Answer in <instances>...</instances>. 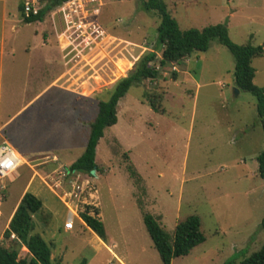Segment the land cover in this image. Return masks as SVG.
<instances>
[{"label": "rangeland", "instance_id": "rangeland-1", "mask_svg": "<svg viewBox=\"0 0 264 264\" xmlns=\"http://www.w3.org/2000/svg\"><path fill=\"white\" fill-rule=\"evenodd\" d=\"M144 1L101 0L99 20L109 37L87 58L94 64L97 95L80 99L58 86L50 87L33 108L2 130L0 145L11 130H17L18 143L31 139L48 144L59 149L56 154L62 165L72 167L86 151L99 103L109 101L116 84L153 51L160 18L144 9ZM164 2L182 31L227 24L234 44L264 45V0ZM23 3L0 2L1 124L63 70L57 37L62 17L45 16L28 23ZM43 59L59 63L58 70L50 66L41 72L37 63ZM113 62L119 72L105 83L111 68L116 70ZM31 64L41 73L34 84L26 77ZM153 65L160 78L133 86L120 101L118 123L105 130L97 148L96 175L83 173L80 182L86 191L81 210L100 211L99 219L116 245L113 252L125 264H163L146 229L144 211L171 236L180 222L200 217L206 242L172 264H240L264 245V180L258 162L264 131L257 100L248 92L237 95L235 59L218 40L190 62L163 65L158 53ZM252 65L257 71L255 86L264 88V57L253 59ZM86 68L81 66L84 73ZM152 91L163 95L164 113L150 107L147 95ZM31 165L36 162L23 165L0 184V244L10 248L17 247L15 239L3 240V233L33 177ZM55 182L54 176L45 180L35 176L28 189L43 203L34 218L35 233L52 246L53 264H121L106 248L96 252L92 230L78 218L74 231L62 229L68 209L56 194L62 189ZM69 182L62 187L69 188ZM19 252L21 259L30 258L25 247H19Z\"/></svg>", "mask_w": 264, "mask_h": 264}, {"label": "trees", "instance_id": "trees-1", "mask_svg": "<svg viewBox=\"0 0 264 264\" xmlns=\"http://www.w3.org/2000/svg\"><path fill=\"white\" fill-rule=\"evenodd\" d=\"M65 0H55L37 17L27 18V22L42 20L46 12L60 5ZM147 12L157 13L160 24L157 29L158 36L153 51L144 54L137 62L130 74L119 81L114 87L110 99L99 103V114L91 125V137L85 153L72 166L73 170L91 175L93 170L98 171L97 147L104 137L105 130L118 123V106L129 90L135 85H141L147 80L156 81L160 78L159 70L153 65L162 55V64H181L187 59L198 57L211 48L213 41L218 40L227 47L235 59V84L240 91L251 93L257 100L258 118L264 131V88L255 86L256 69L252 61L264 57V45H237L229 37L227 24L209 26L202 30L190 29L182 31L177 20L171 15L164 0H147L143 2ZM177 75L174 74L176 79ZM150 107L164 113L162 103L163 95L152 91L147 95ZM259 176L264 180V150L258 157ZM135 177V173H133ZM43 209L42 201L31 193H26L20 206L14 214L8 229L3 234V240H9L13 235L17 247L10 248L4 243L0 244V264H53L52 246L44 238L35 233V215ZM96 214H99L95 210ZM146 229L153 241L154 247L160 255L163 264H172L173 260L188 256L197 246L206 242L202 232L201 219L197 215L190 216L180 222L171 236L160 224L159 220L144 211ZM86 225L103 241L107 240L104 224L98 217L91 216L89 212L82 214ZM264 229V217L262 222ZM19 247H25L30 258L21 259ZM240 264H264V245L260 251Z\"/></svg>", "mask_w": 264, "mask_h": 264}, {"label": "built area", "instance_id": "built-area-1", "mask_svg": "<svg viewBox=\"0 0 264 264\" xmlns=\"http://www.w3.org/2000/svg\"><path fill=\"white\" fill-rule=\"evenodd\" d=\"M8 0H0L7 2ZM55 0H24L23 14L26 18L37 17ZM101 0H65L60 5L51 8L46 12V17L58 16L62 20L60 41L65 52L67 63L74 67L93 55L109 35L100 23ZM23 165L22 157L18 151L8 142L0 145V184L14 175ZM83 173L73 170L72 167L61 168L54 177L55 187L62 189L61 194H56L68 209L67 220L64 224L66 231H72L75 226V219H82L81 205L85 204L83 196L86 191L83 182ZM69 180L70 187L64 189L63 182ZM4 188V187H2ZM54 189V188H53ZM93 190V189H92ZM93 198V194H90ZM91 216H95L91 214ZM83 220V219H82ZM12 238H16L14 235Z\"/></svg>", "mask_w": 264, "mask_h": 264}, {"label": "crops", "instance_id": "crops-1", "mask_svg": "<svg viewBox=\"0 0 264 264\" xmlns=\"http://www.w3.org/2000/svg\"><path fill=\"white\" fill-rule=\"evenodd\" d=\"M57 37H58V45H59V48H60V53L62 55V58L61 59L63 60V63H64L63 64V67H62L63 70L61 69L59 72H56L57 74L50 81L49 85L47 87H45L43 90H39L38 92H36L32 96V98L26 104H24L23 106H21V108L18 111L14 112V113H10L9 116H8V118H7V120L4 122V124H1L2 122H1V111H0V135H1V132H2V130L4 128H9V126H11V124L13 122H15L20 116L24 115L31 108H33V106H35V104L38 103V101H39L38 99L50 87H53V86L54 87H57L58 86L60 89L66 91V92H69L71 94H74V95L79 96L80 99H91V98H93L94 96L97 95V93H96L97 92V89L94 88L95 87V84H96L95 83L96 82L95 79L97 78L96 75L93 72L94 71V68H93V65L94 64L89 63V61H87L88 59L85 60V61H87L86 63H80L76 67H74L72 64L67 63L68 60L65 59V52L63 50V46H62L61 41H60V34L57 35ZM44 45L47 46L46 45V42H45ZM46 53L48 55V54H50V51H47ZM52 61H53V59H52ZM50 62L51 61L48 60V59H43L42 60V63H37V65H40V67L43 68L41 70V72H43L44 70L48 69V67H50V66L56 67V69H57V67L59 68V63H50ZM185 62L186 63L187 62H190V59L185 60ZM112 64L114 65L113 67H115L116 70L114 71V69L111 68L112 71H111V73H109L107 75V77L105 79V83H108L109 81L113 80L114 75H116L117 72H119L118 71L119 68L117 69V67H116L117 66V63L116 62H113ZM83 65L87 67L86 70L89 67L88 70L90 72H92V73L88 75L87 74V71L88 70L84 73L85 70L81 69V66H83ZM36 68H38V66L32 65V64L27 66L26 77L30 79V81H29L30 84L31 83L34 84L35 81H36V79L39 78V75H41V73L38 72L39 70L37 71ZM76 70H78V73H76ZM95 71H97V70L95 69ZM120 77H121V75H120ZM189 81H191L193 83V80L189 79ZM25 92L27 93L28 91L25 90ZM37 118L41 119L40 116H37ZM35 120L38 123V120L36 118H35ZM33 123L36 125L35 121H33ZM16 131L17 130H15V131H12L11 130L10 136L8 138L2 140V143L3 142H8L11 145H13V147L21 155L22 160L25 161L24 165H30V163H35V162H36V165H33V166L31 165V170L34 171L33 177L31 178L29 184L26 186V188H25V190H24V192H23L20 200L16 204V207L13 210V212H12V214H11L9 220H8L7 229L9 227V224H10V222H11L14 214L16 213L18 207L20 206L23 197L25 196L26 193H29L28 192V189H29L30 183H31L32 179L35 176L40 177L41 180H45L46 178H49V176L50 177L51 176H54L55 177L56 176V173L61 168H63V167H70V166L62 165L60 163V159L57 156L58 154H56V153L59 152V149L56 150V149L52 148L50 145L44 144V143H41V142H40V144H36L37 140L33 142V140H31V139H28V142H26L24 144L23 143L22 144L21 143H18L17 140H14V135L17 134ZM38 133L39 132L34 133V135L36 136ZM60 151H64V149H62ZM96 161H97V159H96ZM97 163H98V161H97ZM38 168L40 170H37ZM99 209H100V206H99ZM98 213L99 214H96V212H95V217H98L99 218L100 217V211H98ZM66 220H65V222H66ZM79 221L81 222V224L83 226L88 227L86 225V223L82 219H80ZM65 222H64V224H65ZM75 228H76V226H74V229L72 231H74ZM62 229H64V231H66L65 228H64V225H63ZM66 232H71V231H66ZM93 234H94L93 235V241L96 244V247H95L96 250H97L96 252L100 251L101 249L106 248L109 252H111V254H113L112 256L115 259H117L119 261V263L125 264V262L123 261V259H121L116 253L113 252V249H114V247H116V245L111 242V240L109 239L108 236H107V240L106 241H103L94 232H93ZM106 235H107V233H106Z\"/></svg>", "mask_w": 264, "mask_h": 264}, {"label": "water", "instance_id": "water-1", "mask_svg": "<svg viewBox=\"0 0 264 264\" xmlns=\"http://www.w3.org/2000/svg\"><path fill=\"white\" fill-rule=\"evenodd\" d=\"M236 93H237V95L240 93V90L239 89H236ZM96 170H93L92 172H91V175L92 176H94V175H96Z\"/></svg>", "mask_w": 264, "mask_h": 264}, {"label": "bare ground", "instance_id": "bare-ground-1", "mask_svg": "<svg viewBox=\"0 0 264 264\" xmlns=\"http://www.w3.org/2000/svg\"><path fill=\"white\" fill-rule=\"evenodd\" d=\"M22 163H23V165H24L25 161H24V160H22Z\"/></svg>", "mask_w": 264, "mask_h": 264}]
</instances>
